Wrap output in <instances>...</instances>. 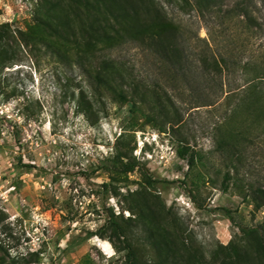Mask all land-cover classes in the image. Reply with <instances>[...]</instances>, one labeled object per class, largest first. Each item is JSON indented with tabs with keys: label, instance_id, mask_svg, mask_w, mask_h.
<instances>
[{
	"label": "rangeland",
	"instance_id": "rangeland-1",
	"mask_svg": "<svg viewBox=\"0 0 264 264\" xmlns=\"http://www.w3.org/2000/svg\"><path fill=\"white\" fill-rule=\"evenodd\" d=\"M119 1L0 0V264H264V106L225 99L264 45L261 0H159L188 55L175 69L107 48ZM206 42L219 61L236 48L229 71L203 72ZM107 58L138 86L126 100L96 83Z\"/></svg>",
	"mask_w": 264,
	"mask_h": 264
},
{
	"label": "trees",
	"instance_id": "trees-1",
	"mask_svg": "<svg viewBox=\"0 0 264 264\" xmlns=\"http://www.w3.org/2000/svg\"><path fill=\"white\" fill-rule=\"evenodd\" d=\"M103 2L104 0H101V3ZM184 2L193 6L189 0H184ZM193 2L199 7H207L211 3L210 0H193ZM261 3L264 8V0H261ZM118 5H120L119 12L112 15L115 26H109L104 31V40L107 42V48L130 40L149 51L156 58L157 62L172 66L174 69L179 65L181 60L188 57L183 47V34L180 26L166 15L159 0H133L132 2L127 1L125 4L120 0ZM239 14L243 17L242 21L246 25V30L248 29V35L252 37L257 34L255 28L259 24L256 22L258 18L253 13V10H248L243 6ZM262 18L264 20V16ZM260 29L264 31V26L260 27ZM44 46L50 50L52 48L48 42ZM206 46L207 49L201 51V54H199V59L202 61L204 68H206L203 69V72L209 68L213 72L215 71V76H220L223 67L229 71L230 67H232L231 63H236L232 61L235 56L232 50H236V48L229 50L228 54L225 52L223 56L220 55L221 60L219 61L215 58V55L207 53L210 50L208 42H206ZM51 51L54 55L59 56L60 54L57 49H52ZM114 62L112 58L104 60L106 76L98 73L95 74L96 83L98 86L103 85L111 89L120 99L126 100L127 89H131L130 92L134 93L138 86L130 82H124L123 74H119V66ZM241 68L243 83L237 88L227 90L228 93L225 99L230 94L235 98L234 103L230 107L231 112H236L242 106L246 107L250 113L258 112L261 106H264V45H262V49L252 54L250 59L241 65ZM114 74L116 75L114 76ZM113 81H116L117 87L113 85ZM222 85L223 83L220 82L221 89ZM138 95L142 98L145 97L144 91L138 92ZM176 152L179 157L186 158V147L181 146L176 149ZM187 161L189 164L192 163V159L187 158ZM122 166V170L126 172L133 170L135 167L132 163H126ZM223 177L225 182L231 179L229 172H225ZM257 190L264 196L263 189L257 188ZM114 226L116 227L115 223ZM240 229L249 235L254 232L253 228L247 226H240ZM259 246L261 247V251L264 252L263 239H259ZM124 249H127L128 252L131 251L129 246L124 247Z\"/></svg>",
	"mask_w": 264,
	"mask_h": 264
}]
</instances>
